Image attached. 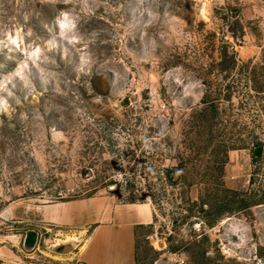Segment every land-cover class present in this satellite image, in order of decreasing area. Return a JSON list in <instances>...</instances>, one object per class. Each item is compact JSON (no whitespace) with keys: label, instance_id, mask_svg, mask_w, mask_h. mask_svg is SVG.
Here are the masks:
<instances>
[{"label":"rangeland","instance_id":"rangeland-1","mask_svg":"<svg viewBox=\"0 0 264 264\" xmlns=\"http://www.w3.org/2000/svg\"><path fill=\"white\" fill-rule=\"evenodd\" d=\"M131 203L135 264H264V0H0V264Z\"/></svg>","mask_w":264,"mask_h":264},{"label":"crops","instance_id":"crops-1","mask_svg":"<svg viewBox=\"0 0 264 264\" xmlns=\"http://www.w3.org/2000/svg\"><path fill=\"white\" fill-rule=\"evenodd\" d=\"M60 209H66L67 212L58 214L54 222L76 223V219L86 217L87 219H82L83 222L92 218V213L89 212L81 213L80 218L69 215L68 210L73 211L72 207H62L57 211ZM138 211H141V208L131 203L110 214L111 221L108 223L100 218L102 220L97 221L98 224L91 231L87 244L82 245V251L79 253L83 264H135L134 226L149 223L151 220L150 211L147 215V209L144 208L143 214L148 217L146 219H142V215L138 217Z\"/></svg>","mask_w":264,"mask_h":264},{"label":"bare ground","instance_id":"bare-ground-1","mask_svg":"<svg viewBox=\"0 0 264 264\" xmlns=\"http://www.w3.org/2000/svg\"><path fill=\"white\" fill-rule=\"evenodd\" d=\"M62 23V25H64L65 23L64 22H61Z\"/></svg>","mask_w":264,"mask_h":264},{"label":"trees","instance_id":"trees-1","mask_svg":"<svg viewBox=\"0 0 264 264\" xmlns=\"http://www.w3.org/2000/svg\"><path fill=\"white\" fill-rule=\"evenodd\" d=\"M223 60V59H222Z\"/></svg>","mask_w":264,"mask_h":264}]
</instances>
